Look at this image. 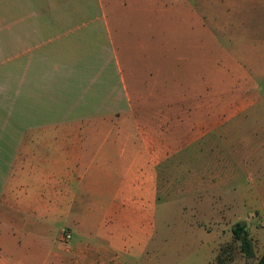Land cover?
<instances>
[{"label":"crops","instance_id":"obj_1","mask_svg":"<svg viewBox=\"0 0 264 264\" xmlns=\"http://www.w3.org/2000/svg\"><path fill=\"white\" fill-rule=\"evenodd\" d=\"M247 3L0 0V204L29 219L57 213L64 220L69 237L61 239L72 241L54 264H129L128 255L145 249L157 163L171 153L179 123L194 122L193 99L179 104L187 87L163 88L161 76L210 74L193 67L207 55H185L190 67L180 70V60L172 66L162 51L209 53L211 43H221L216 27L238 57V68L221 74H264V20L242 21L238 31L220 20ZM99 75L120 76V84L89 79L64 90L67 76ZM143 75L154 76L147 87ZM199 118L209 124V115ZM27 232L7 240L20 247Z\"/></svg>","mask_w":264,"mask_h":264},{"label":"rangeland","instance_id":"obj_2","mask_svg":"<svg viewBox=\"0 0 264 264\" xmlns=\"http://www.w3.org/2000/svg\"><path fill=\"white\" fill-rule=\"evenodd\" d=\"M247 2L237 13L220 16L229 30L237 29L242 21L264 20V0ZM249 4L253 5L251 11ZM212 31L221 43H211L209 53L179 51L178 56L162 51L172 66H179L180 60V70L190 67L185 55L195 59L207 55L205 64L195 61L193 67L210 74L161 76L163 88L172 86L181 91L187 87V95L179 92V104L184 98L193 99L188 114L194 122L186 127L179 123V137L171 153L163 154L157 163L156 201L154 208L147 207L153 210L147 224L151 233L142 252L127 256L129 264H254L264 250V74H221L224 68L237 69L233 63L238 57L232 40L218 36L216 27H211ZM119 77L67 76L64 90L67 92L66 83L73 90L89 79L109 88L120 84ZM140 77L142 86L147 87L154 76ZM63 104L67 108L70 102L67 99ZM183 108L179 107V114ZM52 111L55 108L51 107V119L56 117ZM68 115L73 114L66 111ZM201 115H209V124L204 127L196 123ZM25 216L0 204V264H54L63 246L72 241V237L67 242L61 239L66 231L64 220L57 213L49 219ZM237 220L247 230L251 256L244 254L231 233L230 227ZM22 231L29 233L25 244L15 247L7 240L6 234L11 232L14 237H25Z\"/></svg>","mask_w":264,"mask_h":264},{"label":"trees","instance_id":"obj_3","mask_svg":"<svg viewBox=\"0 0 264 264\" xmlns=\"http://www.w3.org/2000/svg\"><path fill=\"white\" fill-rule=\"evenodd\" d=\"M231 233L238 240L240 248L246 256L252 255L251 241L248 236L244 224L237 220L230 227ZM254 264H264V250L262 254L255 260Z\"/></svg>","mask_w":264,"mask_h":264},{"label":"built area","instance_id":"obj_4","mask_svg":"<svg viewBox=\"0 0 264 264\" xmlns=\"http://www.w3.org/2000/svg\"><path fill=\"white\" fill-rule=\"evenodd\" d=\"M69 237V233L68 232H65L62 234V239H67Z\"/></svg>","mask_w":264,"mask_h":264}]
</instances>
